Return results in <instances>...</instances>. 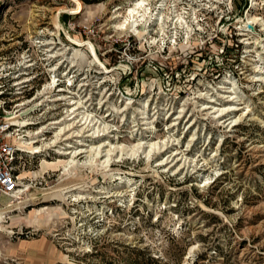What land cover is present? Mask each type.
Instances as JSON below:
<instances>
[{
	"label": "rangeland",
	"instance_id": "obj_1",
	"mask_svg": "<svg viewBox=\"0 0 264 264\" xmlns=\"http://www.w3.org/2000/svg\"><path fill=\"white\" fill-rule=\"evenodd\" d=\"M132 1L0 4V264H264V0Z\"/></svg>",
	"mask_w": 264,
	"mask_h": 264
},
{
	"label": "built area",
	"instance_id": "obj_2",
	"mask_svg": "<svg viewBox=\"0 0 264 264\" xmlns=\"http://www.w3.org/2000/svg\"><path fill=\"white\" fill-rule=\"evenodd\" d=\"M8 100V92L0 85V193L10 196L19 186L18 170L23 154L10 138L11 123L6 119Z\"/></svg>",
	"mask_w": 264,
	"mask_h": 264
},
{
	"label": "bare ground",
	"instance_id": "obj_3",
	"mask_svg": "<svg viewBox=\"0 0 264 264\" xmlns=\"http://www.w3.org/2000/svg\"><path fill=\"white\" fill-rule=\"evenodd\" d=\"M150 1L151 0H133L131 2V4L129 5V8L126 12L127 17L119 24L120 27L126 29L127 28L126 25H128L130 23L131 26L135 28L140 23L139 20H144V22L147 23V22L151 21L152 19H155V17L152 16L153 15L152 10L149 7L151 5ZM156 14L160 15L157 18V20H158V23H160V26H163L164 21H163V18L161 17V15H162L161 11L155 13V15ZM178 18H180V17H178ZM163 29H164V27H163ZM40 133H42V129L38 130L32 134L28 133L26 136L27 138L26 139L19 138L17 140V144H19L21 147H24V148L38 150V147L35 145L38 142V139L36 137H38ZM43 145H46V143H43ZM66 153H68V152L66 151L64 154H66ZM60 164H61L60 161H58L57 163H51V162L43 161L42 162V168L40 169V171H38V173H42L43 169L45 168L46 165L58 166Z\"/></svg>",
	"mask_w": 264,
	"mask_h": 264
},
{
	"label": "trees",
	"instance_id": "obj_4",
	"mask_svg": "<svg viewBox=\"0 0 264 264\" xmlns=\"http://www.w3.org/2000/svg\"><path fill=\"white\" fill-rule=\"evenodd\" d=\"M87 2H89V1H87ZM149 260L154 261V262L158 261V260L153 259L152 257H149Z\"/></svg>",
	"mask_w": 264,
	"mask_h": 264
}]
</instances>
